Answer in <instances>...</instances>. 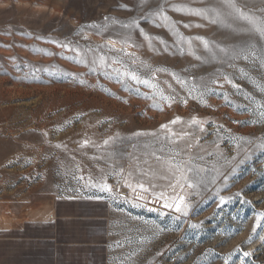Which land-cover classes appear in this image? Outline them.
Returning a JSON list of instances; mask_svg holds the SVG:
<instances>
[{
	"label": "rangeland",
	"instance_id": "374dc122",
	"mask_svg": "<svg viewBox=\"0 0 264 264\" xmlns=\"http://www.w3.org/2000/svg\"><path fill=\"white\" fill-rule=\"evenodd\" d=\"M221 11L0 0V264H264V41Z\"/></svg>",
	"mask_w": 264,
	"mask_h": 264
},
{
	"label": "snow or ice",
	"instance_id": "6c2138e0",
	"mask_svg": "<svg viewBox=\"0 0 264 264\" xmlns=\"http://www.w3.org/2000/svg\"><path fill=\"white\" fill-rule=\"evenodd\" d=\"M146 2H147V0H146ZM245 2H246V0H245ZM213 5H214V7H215V5L222 6V11L220 13H215V19L213 21L214 23H219L225 29H229V27L232 23L243 24L246 26L245 33L247 35H250V36H255L257 38V41H256L257 44H259L261 41H264V19L256 18L255 14L243 12L237 6L236 0H213ZM262 11H264V9H262ZM209 12H213V8H210ZM189 14L195 15V16L201 15V13H199V12H191ZM221 16L223 18H221ZM160 18L163 22H167V17L161 16ZM145 39H147V37H145ZM182 43H190V42L182 40ZM201 43L204 44V50L208 51L209 45L207 43H204L203 41H201ZM219 51L224 52L225 50L220 49ZM125 54L127 55V53H125ZM181 54H185L183 52V50H181ZM187 54L191 55L192 53L188 52ZM210 55H212V53H210ZM101 64L103 65V61H101ZM121 78H122V74L118 73V75L116 77L117 82H120ZM127 79L131 80L132 82H134L138 85L143 84V86L145 88H150L153 86L148 79L141 80L135 74H130L127 77ZM152 79H155V77H152ZM222 86L223 85H221V87ZM203 88L205 91H207L208 85L207 84L203 85ZM232 88L235 89L237 92L239 91V89L236 88L235 84L232 85ZM135 90L136 89H132V91H135ZM194 91H195V89H194ZM161 99L166 100L167 98L161 97ZM261 119H264V110L261 111ZM173 123H180V122L175 121ZM196 123L197 122L195 120L192 121V125H196ZM200 130L203 131V129H200ZM183 139H185V137H183V136L180 137V140H183ZM173 142L179 143V141H177V140H173ZM82 147H88V145L85 144V145H82ZM175 154H178V153H175ZM157 160H159V157H157ZM176 167H179V165H177ZM162 171H170V170L165 169ZM156 178L157 179H166V177H164V176H158ZM100 183H101L102 187L97 189L98 191H103V192L109 193V194L112 192V189L110 187H108L107 185H104L102 178L100 180ZM137 183L140 184V181L137 180ZM176 183H179V180H177ZM168 186L175 187V185L172 183L171 180H168ZM93 187H95L94 184L89 185L90 189ZM156 187L157 186L155 184L152 185V188H156ZM188 187L191 188L192 184H188ZM133 191H142V192L147 194L150 192V189H149V187H144L143 184H140L139 189H133ZM165 193H166V187H162L160 192L157 194L156 199L159 200L161 196L165 195ZM180 203L181 204L184 203L183 199H181ZM224 203H226V201ZM167 206H168L167 204H164V207H167ZM174 210H175V212L180 213V214H184V215L187 214L186 212L181 213V208L179 205H177ZM193 227H195V226H193ZM257 228H264V224L258 223ZM247 255H250V254H247Z\"/></svg>",
	"mask_w": 264,
	"mask_h": 264
},
{
	"label": "bare ground",
	"instance_id": "6f19581e",
	"mask_svg": "<svg viewBox=\"0 0 264 264\" xmlns=\"http://www.w3.org/2000/svg\"><path fill=\"white\" fill-rule=\"evenodd\" d=\"M51 208L48 206L41 207L31 213V218L35 220L45 221L50 218Z\"/></svg>",
	"mask_w": 264,
	"mask_h": 264
}]
</instances>
